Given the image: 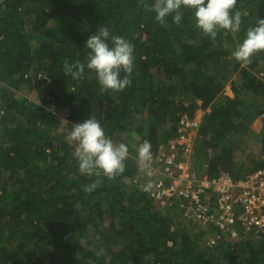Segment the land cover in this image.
<instances>
[{
    "label": "trees",
    "instance_id": "1",
    "mask_svg": "<svg viewBox=\"0 0 264 264\" xmlns=\"http://www.w3.org/2000/svg\"><path fill=\"white\" fill-rule=\"evenodd\" d=\"M154 2L0 0V264H264V239L210 248L204 231L159 211L134 185L131 158L122 174L83 190L97 178L78 170L65 135L89 116L134 154L146 139L156 150L178 134L181 116L203 111L199 170L239 180L264 168V130L259 150L239 158L263 108L264 52L246 65L231 55L264 17V0H237L240 32L221 30L215 41L189 10L179 25L156 21ZM99 27L134 46L124 90L102 88L87 68L76 80L64 75L66 62H86L85 41Z\"/></svg>",
    "mask_w": 264,
    "mask_h": 264
},
{
    "label": "clouds",
    "instance_id": "2",
    "mask_svg": "<svg viewBox=\"0 0 264 264\" xmlns=\"http://www.w3.org/2000/svg\"><path fill=\"white\" fill-rule=\"evenodd\" d=\"M236 5L237 0H155L148 8L155 14L156 21L163 23L171 16L172 22L177 25L184 18V11L189 10L200 32L215 41L221 30L233 35L240 32L242 13ZM84 46L88 49L86 62H66L64 75H70L76 80L83 76L87 68L95 73L99 85L104 89L121 91L131 84L134 46L128 39L111 34L107 27H99L88 37ZM260 52H264V17H258L255 24L245 30L243 39L235 45L231 55L237 62L246 65ZM65 140L74 145L72 156L78 170L88 177L97 178L91 184L83 186L85 192L96 189L101 182L100 177L111 179L125 171L129 145L115 142L106 135L97 117L89 116L82 122L72 124ZM152 155L149 140L146 139L137 146V160L141 171L148 169L147 162ZM147 174L151 175L150 170ZM151 187V183H148L143 190L148 191Z\"/></svg>",
    "mask_w": 264,
    "mask_h": 264
},
{
    "label": "built area",
    "instance_id": "3",
    "mask_svg": "<svg viewBox=\"0 0 264 264\" xmlns=\"http://www.w3.org/2000/svg\"><path fill=\"white\" fill-rule=\"evenodd\" d=\"M203 114L181 116L178 134L156 150L152 147L153 155L145 171L139 168L137 150L129 152L127 158L133 159L139 170L133 183L142 188L159 211L182 220L181 228L204 231L210 248L223 241L264 239V168L239 180L226 172L212 176L206 164L199 170L195 146ZM259 116L264 121V106ZM148 183L152 187L144 191ZM180 227L174 224L171 228Z\"/></svg>",
    "mask_w": 264,
    "mask_h": 264
},
{
    "label": "rangeland",
    "instance_id": "4",
    "mask_svg": "<svg viewBox=\"0 0 264 264\" xmlns=\"http://www.w3.org/2000/svg\"><path fill=\"white\" fill-rule=\"evenodd\" d=\"M230 95H233V93L231 91H229ZM32 98V96L30 97ZM259 101V100H258ZM263 101V106H264V95L261 97L259 103H261ZM202 111H198L197 114H200ZM68 121L66 119H64L63 123H62V127H65L67 125ZM254 130V131H248L246 133V135L244 136L243 140L240 143V152L241 154L239 155V158L243 159L244 158V152H249L250 150H254V151H258L259 150V145H260V134L263 132L264 130V121L260 119L257 111H255V119L252 123V126L250 125V127L248 128V130Z\"/></svg>",
    "mask_w": 264,
    "mask_h": 264
}]
</instances>
